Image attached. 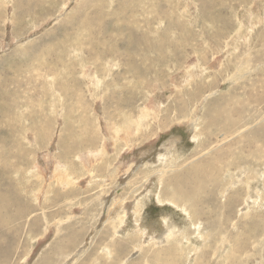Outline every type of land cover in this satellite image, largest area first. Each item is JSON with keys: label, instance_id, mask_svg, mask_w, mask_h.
<instances>
[{"label": "rangeland", "instance_id": "1", "mask_svg": "<svg viewBox=\"0 0 264 264\" xmlns=\"http://www.w3.org/2000/svg\"><path fill=\"white\" fill-rule=\"evenodd\" d=\"M173 263L264 264V0H0V264Z\"/></svg>", "mask_w": 264, "mask_h": 264}, {"label": "bare ground", "instance_id": "2", "mask_svg": "<svg viewBox=\"0 0 264 264\" xmlns=\"http://www.w3.org/2000/svg\"><path fill=\"white\" fill-rule=\"evenodd\" d=\"M191 69H192V68H191ZM91 79H92V78H91ZM144 109H145V108H144ZM58 111H59V110H58ZM123 115H124V114H123ZM150 115H151V114H150ZM124 116H126V115H124ZM127 117H128V116H127ZM59 118H60V117H59ZM128 118H129V117H128ZM132 121H133V120H132ZM133 122H134V121H133ZM108 124L111 126L110 123H108ZM114 124H115V123H114ZM116 124H117V123H116ZM132 124H133V123H132ZM106 125H107V122H106ZM112 125H113V124H112ZM113 126H115V125H113ZM113 126L111 127V129L113 128ZM146 126H147V125H146ZM146 126H145V127H146ZM133 127H134V126H133ZM115 128H117V127H115ZM126 128H127V127H126ZM122 129H123V128H122ZM127 129H128V128H127ZM144 129H145V128H144ZM116 130H118V129H116ZM116 130H114V132H116V134H117L116 136H118V132H117ZM145 130H146V129H145ZM100 131H101V130H100ZM123 131H124V130H123ZM134 132H136V131H134ZM145 132H146V131H145ZM119 133H120V131H119ZM137 133H138V132H137ZM139 133H140V132H139ZM225 133H226V132H225ZM83 134H84V133H83ZM133 135H134V133H133ZM133 135H132V136H133ZM141 135H142V134H141ZM135 136H136V135H135ZM133 137H134V136H133ZM139 137H140V136H139ZM93 139H94V138H93ZM226 139H227V138H226ZM83 140H84V139H83ZM95 141H96V139H95ZM222 141H223V140H222ZM82 142L84 143V141H81V143H82ZM90 143H91V142H90ZM90 143H89V144H90ZM92 143H93V142H92ZM94 143H95V142H94ZM84 144H86V143H84ZM91 145H92V144H90V147H91ZM84 146H86V145H84ZM88 146H89V145H88ZM92 146H93V145H92ZM66 147H67V146H66ZM94 147H95V146H94ZM83 150L85 151V148H83ZM91 150H92V149H91ZM102 150H103V148H102ZM102 150H100V152H99V150H98V153H101ZM64 151H65V150H64ZM86 151L88 152V150H86ZM104 151H105V150H104ZM92 152H93V151H92ZM98 153H97V154H98ZM102 153H103V152H102ZM94 154H96V153H94ZM87 155H88V154H87ZM90 155H91V154H90ZM90 155H89V156H90ZM92 155H93V154H92ZM94 156H95V155H94ZM95 157H96V156H95ZM76 158H77V157H76ZM98 158H99V156H98ZM98 158H97V159H98ZM222 158H223V157H222ZM80 160H81V158H80ZM93 160H94V158H93ZM85 161H86V160H85ZM98 162H99V161H98ZM38 163H39V162H38ZM83 164H87V162H86V163H83ZM66 165H67V164H66ZM125 165H126V164H125ZM53 166H54V165H53ZM55 166H57V165H55ZM55 166H54V167H55ZM58 166H59V165H58ZM58 166H57V168H58ZM150 166H151V165H150ZM61 167H62V166H61ZM64 167H65V166H64ZM64 167H63V168H64ZM122 167H123V166H122ZM131 167H132V166H131ZM131 167H130V168H131ZM35 168H36V167H35ZM63 168H62V169H63ZM91 168H92V167H91ZM93 168H94V167H93ZM97 168H98V167H97ZM128 168H129V167H128ZM53 169H55V168H53ZM59 170H60V168H59ZM82 170H83V169H82ZM63 171H64V170H63ZM65 171H66V170H65ZM65 171H64V172H65ZM178 171H179V170H178ZM87 172H88V171H87ZM126 172H127V171H126ZM158 172H159V171H158ZM171 172H172V171H171ZM180 172H181V169H180ZM69 173H70V172H69ZM155 173H156V172H155ZM61 174H62V173H61ZM168 174H169V173H168ZM199 174H200V173H199ZM219 174H220V173H219ZM207 175H208V174H207ZM158 176H161V175L159 174ZM177 176H181V175H177ZM182 176H183V175H182ZM182 176H181V177H182ZM184 176H185V175H184ZM209 176H210V175H209ZM209 176H208V177H209ZM259 176H260V175H259ZM149 177H150V176H149ZM174 177H175V176H174ZM204 177H205V176H204ZM206 177H207V176H206ZM206 177H205V178H206ZM210 177H211V176H210ZM213 177H214V176H213ZM213 177H212V178H213ZM235 177H236V176H235ZM154 178H155V177H154ZM156 178L158 179L159 177H156ZM156 178H155V180H156ZM177 178H178V177H177ZM183 178H185V177H183ZM183 178H180V180L183 181ZM212 178H211V179H212ZM70 179H71V178H70ZM159 179H160V178H159ZM159 179H158V180H159ZM173 179H174V178H173ZM58 180H59V179H58ZM64 180H65V179H64ZM152 180H153V179H152ZM175 180H176V179H175ZM178 180H179V178H178ZM202 180H203V179H202ZM156 181H157V180H156ZM187 181H189V180H187ZM200 181H201V180H200ZM203 181H204V180H203ZM59 182H60V181H59ZM66 182H67V181H66ZM71 182H72V181H71ZM147 182H148V181H147ZM178 182H179V181H178ZM103 183H104V182H103ZM174 183H176V181H175ZM174 183H172V184H174ZM183 183H185V182H183ZM183 183L181 182L180 184L183 185ZM186 183H187V182H186ZM188 183L190 184V182H188ZM65 185H66V184H65ZM150 185H151V184H149V186H150ZM174 185H175V184H174ZM178 185H179V184H178ZM187 185H188V184H187ZM192 185H194V183H193ZM203 185H204V184H203ZM63 186H64V184H63ZM63 186H62V188H63ZM123 186H124V185H123ZM151 186H152V185H151ZM64 187H65V186H64ZM100 187H101V186H100ZM249 188H250V187H249ZM203 191H204V190H203ZM190 193H191V192H190ZM190 193H189V194H190ZM201 193H203L202 190H201ZM181 198H182V197H181ZM158 199H159V198H158ZM183 200H184V199H183ZM118 202H119V201H118ZM246 202H247V201H245V204H246ZM170 203H171V202H170ZM195 203H196V202H195ZM160 204H161V203H160ZM181 204H182V203H181ZM183 205H184V204H183ZM133 206H134V205H133ZM130 207H132V206H130ZM130 207H129V208H130ZM144 207H145V206H144ZM141 208H142V207H141ZM192 208H193V206H192ZM242 208H243V207H242ZM183 209H184V208H182V210H183ZM125 210H126V209H125ZM184 210H185V209H184ZM133 211H134V209H133ZM137 211H138V210H137ZM140 211H141V210H140ZM135 212H136V211H134V213H135ZM132 213H133V212H132ZM129 214H130V211H129ZM122 215H123V214H122ZM130 215H131V214H130ZM137 215H138V214H137ZM139 216H140V215H139ZM111 217H112V216H111ZM119 217H120V216H119ZM119 217H118V218H119ZM133 217H134V216H133ZM115 218H116V217H115ZM165 219H166V218H165ZM112 220H113V219H112ZM162 220H163V219H162ZM116 221H117V220H116ZM118 221H119V220H118ZM123 221H124V220H123ZM124 222H125V221H124ZM133 222H134V221H133ZM129 223H130V221H129ZM137 223H139V222H137ZM126 224H127V223H126ZM126 224H125V225H126ZM131 224L133 225V223H131ZM134 224H135V223H134ZM175 224H176V223H175ZM129 225H130V224H129ZM160 225H162V224H160ZM173 225H174V224H173ZM119 226H121V223L119 224ZM116 227H117V226H116ZM122 227H123V224H122ZM135 227H137V225H136ZM112 229H113V228H112ZM122 229H123V228H122ZM122 229H121V230H122ZM125 229H126V228H125ZM123 230H124V229H123ZM126 230H127V229H126ZM161 230H162V229H161ZM124 231H125V230H124ZM173 231H174V230H173ZM173 231H172V230L169 231V235H171L172 233H174ZM121 232H123V231H121ZM160 232H161V231H160ZM164 233H165V232H164ZM164 233H162L161 235L158 233V234L160 235L159 238H162ZM167 236H168V235H167ZM169 239H170V238H169ZM196 240H197V239H196ZM157 243H158V242H157ZM166 243H167V242H166ZM160 244H161V243H160ZM163 244H164V243H163ZM155 246H156V245H155ZM166 249H167V248H166ZM179 249H180V248H179ZM181 249H182V248H181ZM177 250H178V249H177ZM177 250H176V251H177ZM108 251H109V250H108ZM231 251H232V250H231ZM176 253H177V252H176ZM176 253H175V255H176ZM169 255H170V254H169ZM171 255H172V254H171ZM177 256H180V253H178ZM176 260H177V259H176ZM176 260H175V261H176ZM170 262H171V261H170ZM234 262H235V261H234ZM173 264H174V263H173ZM176 264H177V263H176Z\"/></svg>", "mask_w": 264, "mask_h": 264}]
</instances>
